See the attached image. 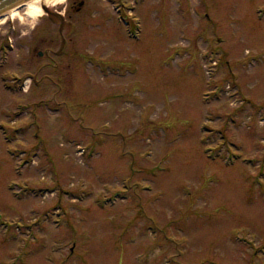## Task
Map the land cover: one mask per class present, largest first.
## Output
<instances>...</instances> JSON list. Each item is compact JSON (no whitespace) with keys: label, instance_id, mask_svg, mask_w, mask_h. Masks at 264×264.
I'll return each instance as SVG.
<instances>
[{"label":"rangeland","instance_id":"obj_1","mask_svg":"<svg viewBox=\"0 0 264 264\" xmlns=\"http://www.w3.org/2000/svg\"><path fill=\"white\" fill-rule=\"evenodd\" d=\"M72 1L45 4L60 33L42 6L2 17L9 67L36 25L73 78L47 86L42 57L45 85L0 89V264H264V0H116L135 40Z\"/></svg>","mask_w":264,"mask_h":264},{"label":"flooded vegetation","instance_id":"obj_2","mask_svg":"<svg viewBox=\"0 0 264 264\" xmlns=\"http://www.w3.org/2000/svg\"><path fill=\"white\" fill-rule=\"evenodd\" d=\"M85 4L88 5L87 0H73L71 7L74 8L75 11H79ZM110 5V8L116 12L114 16V22L116 21L121 25L123 24L122 27L125 36L132 40L137 39L138 36L135 30L137 29V23L141 22V18L138 15L133 14L134 6L132 5V3L129 4L128 2L124 5L117 2L116 0H110ZM21 8L22 7H19L17 9L20 10ZM124 10L125 15L122 14V11ZM129 14L132 15L129 16ZM6 15H10L9 11L0 16V23H2L0 24V89L8 88L10 85L18 86L22 89H24L25 86H28L29 88H41L42 85H45V82L42 81V57L49 59L48 63L51 64L50 71L44 73L43 75L47 77V80H49V85L47 86L63 89L65 86L64 84H72V80L68 78V76H72L73 78V74H71L73 73V71L71 70L65 71L62 75V79L60 78V80L62 81L65 78L63 83L58 82L56 78L59 69H62L61 66L64 56L69 53L66 49V47H68V41L65 35H60L61 42L58 46L56 44L55 36L52 35L51 38L45 40L46 42H48V44L44 46V49H36L37 44H40L43 41L42 37H39L38 39L33 38L32 32L35 31L36 34L38 30L36 25L32 26L30 39L27 41V43H31V46L34 47V49L31 50V55L28 56L27 54L29 53V50H26L23 51L19 56L20 62H16V65H20L22 66V68L8 66L10 62L9 55L11 52L9 48L13 46L12 38L18 36V34L21 38L24 33L23 30L19 27L18 23H14L13 18L8 19L7 21L4 18L3 20L2 17H5ZM46 16L47 21L54 24L53 32L60 33L62 31V28L64 27L63 18H59L60 23L58 24L57 17H59V15L57 12L48 10L46 12ZM114 26H116V23L114 24ZM21 32L23 34H20ZM35 37H37V35ZM101 56L102 55L99 53L94 55L93 53L92 55H86L82 60H80L79 65L83 61H86L87 63L91 62L92 68L99 71H103L106 69H116L119 67L117 66V64H114L115 62H112V60L103 59V57ZM27 64L29 66H26ZM44 64H47V61H45ZM79 65L78 71H76V77H79V75L82 76V74L85 73L86 66L82 64L80 67ZM79 80L77 81L79 82Z\"/></svg>","mask_w":264,"mask_h":264},{"label":"water","instance_id":"obj_3","mask_svg":"<svg viewBox=\"0 0 264 264\" xmlns=\"http://www.w3.org/2000/svg\"><path fill=\"white\" fill-rule=\"evenodd\" d=\"M27 1L28 0H0V16L11 9L22 7ZM41 6L45 12L48 11L46 5L41 4Z\"/></svg>","mask_w":264,"mask_h":264},{"label":"bare ground","instance_id":"obj_4","mask_svg":"<svg viewBox=\"0 0 264 264\" xmlns=\"http://www.w3.org/2000/svg\"><path fill=\"white\" fill-rule=\"evenodd\" d=\"M33 4V0H28L20 10H18L17 8L11 9L9 11L10 16H13V14H16L17 16L20 17V15H24L27 16L29 14L30 11H34V9L30 8V5ZM41 4H47L45 2V0H40V3L38 5H36L35 7H38L40 9Z\"/></svg>","mask_w":264,"mask_h":264},{"label":"clouds","instance_id":"obj_5","mask_svg":"<svg viewBox=\"0 0 264 264\" xmlns=\"http://www.w3.org/2000/svg\"><path fill=\"white\" fill-rule=\"evenodd\" d=\"M45 2L48 3L49 6H54L55 4H66V0H45ZM39 3H40V0H33V4L30 5V8L34 9L35 13L39 15H43L40 9L38 7H35ZM29 14H32V12H30Z\"/></svg>","mask_w":264,"mask_h":264}]
</instances>
